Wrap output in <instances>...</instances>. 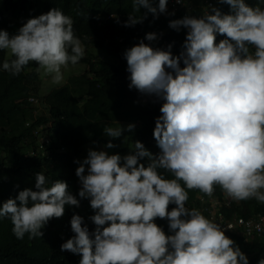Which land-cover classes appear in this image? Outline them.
Returning a JSON list of instances; mask_svg holds the SVG:
<instances>
[{
  "label": "clouds",
  "instance_id": "obj_1",
  "mask_svg": "<svg viewBox=\"0 0 264 264\" xmlns=\"http://www.w3.org/2000/svg\"><path fill=\"white\" fill-rule=\"evenodd\" d=\"M221 4L229 5L231 14H224ZM141 8L146 12L138 17ZM37 13L14 35L0 30V50L14 57L3 62L4 71L18 75L34 62L38 80L44 69L60 83L62 66L78 63L87 72L108 62L96 54L101 51L117 63L119 48L138 104L147 108L157 102L161 114L151 140L161 149L158 157L127 137L123 140L131 144L132 154L123 157L91 149L86 153L84 146L73 173L81 185L79 197L90 200L96 228L90 232L83 217L74 214L75 235L61 251L80 255L79 264H249L237 239L260 243L264 214L229 218L224 211H244L246 201L264 206V9L245 0H133L125 27L143 23L148 14L160 16L164 27L132 29L112 39L76 37L72 18L58 5ZM111 18L117 17L99 14L92 26L101 32ZM181 29L188 33L179 53ZM221 35L227 38L217 44ZM30 100L23 109L38 144L29 154L42 158L41 169L32 172L36 191H20L0 206V218L11 220L17 239L43 237L41 229L63 217L66 206H80L68 180L51 182L44 168L67 149L62 140H53L52 123L37 124L47 116L44 100ZM30 110L41 114L35 119ZM116 123L119 127L104 128L105 141L90 145L112 149L125 131L140 127L139 121ZM105 136L113 140L108 143ZM145 158L147 167L140 163ZM158 169L175 178L166 179ZM180 181L193 189L198 208L186 206L188 192ZM171 204L176 207L169 211Z\"/></svg>",
  "mask_w": 264,
  "mask_h": 264
},
{
  "label": "trees",
  "instance_id": "obj_2",
  "mask_svg": "<svg viewBox=\"0 0 264 264\" xmlns=\"http://www.w3.org/2000/svg\"><path fill=\"white\" fill-rule=\"evenodd\" d=\"M252 7L264 9V0H245ZM58 5L63 13L73 20L76 37H117L132 29H162L163 21L159 16L155 19L151 14L143 23L133 27L124 24L130 13H133V0H0V30L10 35L18 32L29 19L40 16L39 11ZM224 14H231L230 6L221 4L219 8ZM146 9L141 8L136 16H141ZM104 14L105 17L114 15L97 32L92 26L95 16ZM177 51H184L183 45L188 30L177 31ZM225 35L218 36L216 43L226 39ZM251 47V46H249ZM115 52V49L113 51ZM116 64L100 63L90 66L82 75L72 77L69 83L61 89L54 90L44 99L46 115L40 117V122L52 123L55 131L53 140H62L67 153L58 157V160L48 162L45 170L52 176L51 182L59 179L65 181L69 191L80 200V206H66L65 214L61 218H52L41 229L43 237L29 239L25 234L23 239H17L13 234V224L7 217L0 218V264H79L81 256L68 251H61V245L75 234L71 230V218L74 214L83 217L85 226L94 232L96 225L90 220L95 212L90 206L89 199H81L78 195L81 185L78 177L73 173L76 158L81 156L85 145H99L104 140V128L109 122H124L132 124L140 122V127L133 132L125 131L117 141L128 138L134 144L139 141L154 157L161 154L157 142H151L152 133L156 126V119L161 116L157 110V102H152L147 108L138 104L136 89H130V73L127 72V61L117 49ZM7 59V50H0V206L8 199H15L20 191L31 188L36 191L32 172L41 169L42 158L29 154L38 139L34 138L35 126H27L26 112L23 108L30 106V99H38L39 80L36 70H32L34 62H29L18 75H12L2 68ZM14 59L12 57L9 61ZM31 69V71H29ZM162 105L159 103V108ZM49 127V126H48ZM115 141V142H117ZM146 167L147 158L140 161ZM158 171L166 179L175 177L164 169ZM181 186L188 192L186 206L198 208L194 203L193 189L189 190L180 181ZM214 188H217L215 186ZM176 205H169V211ZM230 218L232 215L250 217L254 214H264V206L259 203L244 204V211L237 207L225 210ZM159 222L167 219L158 218ZM169 225V224H168ZM110 225H105V227ZM173 234V233H172ZM167 235V234H166ZM94 238V237H93ZM240 239V240H239ZM248 257L249 264H259L264 259V239L260 243L249 245L241 238L237 239Z\"/></svg>",
  "mask_w": 264,
  "mask_h": 264
},
{
  "label": "rangeland",
  "instance_id": "obj_3",
  "mask_svg": "<svg viewBox=\"0 0 264 264\" xmlns=\"http://www.w3.org/2000/svg\"><path fill=\"white\" fill-rule=\"evenodd\" d=\"M96 54L99 55L100 58L102 57L110 63H116V60L114 58L108 56L107 51L97 52ZM11 57H12V55L7 50V59H10ZM61 72L63 75V79L61 80L60 83H54L53 82V75L54 74H48L44 69H39V74H40L39 94H40V97L42 100H44L47 96H49L54 90L65 86L72 77L79 76V75L85 73L86 68L84 65H80L77 63L75 65L62 66ZM29 113L31 115H33V117L36 119L41 114V111L40 110H30ZM108 126L119 127V125H117V123H108ZM125 127H127V126H125ZM105 139H106V141H108V143L111 140H113L112 138H109L107 136H105ZM113 144L116 145V147H114L112 149H107L105 147L106 144H103L100 146H92L90 144H87V145H85V147H86L85 151H86V153H88V151L90 149L91 150H97V151H107L109 155L119 154L122 157L129 155V154H132V151H131L132 147H131V144L128 143L127 139L117 141ZM121 151H124V152H121Z\"/></svg>",
  "mask_w": 264,
  "mask_h": 264
},
{
  "label": "built area",
  "instance_id": "obj_4",
  "mask_svg": "<svg viewBox=\"0 0 264 264\" xmlns=\"http://www.w3.org/2000/svg\"><path fill=\"white\" fill-rule=\"evenodd\" d=\"M229 202V201H228ZM223 229H225V227H223Z\"/></svg>",
  "mask_w": 264,
  "mask_h": 264
}]
</instances>
